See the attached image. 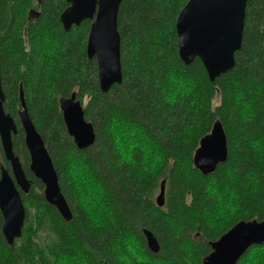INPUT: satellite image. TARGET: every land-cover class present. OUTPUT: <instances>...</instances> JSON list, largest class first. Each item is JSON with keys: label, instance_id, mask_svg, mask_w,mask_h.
I'll list each match as a JSON object with an SVG mask.
<instances>
[{"label": "trees", "instance_id": "1", "mask_svg": "<svg viewBox=\"0 0 264 264\" xmlns=\"http://www.w3.org/2000/svg\"><path fill=\"white\" fill-rule=\"evenodd\" d=\"M187 2L123 0V82L103 94L96 60L86 56L90 21L65 32L66 0H0V77L13 99V149L33 181L28 194L21 192L26 220L14 247L2 236L0 213V264H202L210 243L234 225L264 221V0L248 1L235 68L214 83L199 60H180L175 24ZM33 10L40 15L30 16ZM20 87L73 214L69 223L29 170ZM73 94L96 133L86 150L75 147L59 109L58 100ZM218 119L229 157L204 176L193 157ZM78 168L86 188L72 178ZM163 181L166 202L158 208ZM83 201L89 209L101 205L103 215H93L104 221L93 224ZM144 229L159 241L158 254L147 248ZM262 252L264 244L253 246L238 264Z\"/></svg>", "mask_w": 264, "mask_h": 264}, {"label": "water", "instance_id": "2", "mask_svg": "<svg viewBox=\"0 0 264 264\" xmlns=\"http://www.w3.org/2000/svg\"><path fill=\"white\" fill-rule=\"evenodd\" d=\"M249 0H188L176 20L177 47L180 60L190 66L199 60L211 83L231 72L236 65L235 55L241 51ZM123 0H66L68 7L60 15L65 32L90 21L86 56L96 60L100 91L107 94L123 82L121 65V36L118 28L119 10ZM40 14L31 11L30 16ZM0 101L4 99L1 90ZM21 111L19 121L24 132V143L29 154V170L44 186L45 201L55 207L62 219L73 220L70 206L59 184L57 172L42 136L31 121L25 95L20 87ZM68 135L78 150L94 145L96 133L86 121L83 104L76 94L58 100ZM17 135V125L12 117L5 115L0 102V141L4 159L10 164V173L1 167L0 213L3 218L1 233L9 247L23 234L26 212L21 192L28 194L33 181L23 170L20 158L14 153L12 137ZM229 157L228 139L223 124L214 122L210 134L200 140L193 157L194 168L204 176L214 174L219 165ZM156 205L163 208L166 202V181L160 186ZM146 245L152 254H158L161 246L156 236L143 230ZM264 244V221H241L210 243L212 252L202 264H238L253 246Z\"/></svg>", "mask_w": 264, "mask_h": 264}, {"label": "rangeland", "instance_id": "3", "mask_svg": "<svg viewBox=\"0 0 264 264\" xmlns=\"http://www.w3.org/2000/svg\"><path fill=\"white\" fill-rule=\"evenodd\" d=\"M219 103H220V99L217 98L215 100V105H218ZM72 173H73L72 178H74L75 183L79 186L78 188H86L87 182L83 178H81V170L78 168L75 172H72ZM82 196H84V198H86L87 192H82ZM83 202H84L85 211L89 216L93 215L95 213H98V212H101V215H103L101 205H99L98 203L93 204V206H95V208L91 207L89 209L88 206L86 205L85 201H83ZM101 215L91 216L92 217L91 220H92L93 224H96V223L98 224L101 219H103L102 221H104V218ZM139 250H140V248H137L136 255L138 257H141V260H144L145 258L143 257L142 253ZM250 261L252 262L251 264H264V253L262 252V253H258L257 255L252 256ZM156 264H158V263H156Z\"/></svg>", "mask_w": 264, "mask_h": 264}, {"label": "flooded vegetation", "instance_id": "4", "mask_svg": "<svg viewBox=\"0 0 264 264\" xmlns=\"http://www.w3.org/2000/svg\"><path fill=\"white\" fill-rule=\"evenodd\" d=\"M1 88H2L1 90H2L3 97H4V99L2 101H0L1 105H2L3 112L5 113V115L12 117L11 113H12V109H13V99L8 98L6 93L4 92L3 86H2V80H1ZM18 100H19V104H18V117H19V113L22 110L21 109V103H20V88H19V93H18ZM0 154H1L0 155V165H1L0 169H1V167H4L7 170L6 167L8 165V167L10 168V164L4 159V154L2 151V147H1V141H0ZM10 175L12 176V173ZM0 177H1V171H0Z\"/></svg>", "mask_w": 264, "mask_h": 264}]
</instances>
